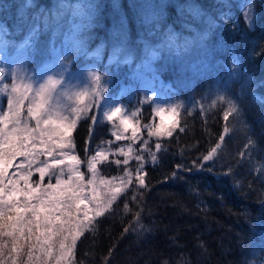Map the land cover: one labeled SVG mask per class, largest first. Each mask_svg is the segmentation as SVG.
Listing matches in <instances>:
<instances>
[{
  "label": "trees",
  "instance_id": "1",
  "mask_svg": "<svg viewBox=\"0 0 264 264\" xmlns=\"http://www.w3.org/2000/svg\"><path fill=\"white\" fill-rule=\"evenodd\" d=\"M26 2L0 0V52L22 54V69L31 78L52 71L74 86L85 79L90 84L89 73L95 71L103 82L116 83L104 92L113 106L129 114L139 110L138 140L117 141L115 129L98 108L89 113L97 116L94 126L82 119L73 132L75 153L81 158L87 140L92 154L110 150L109 160H123L116 150L132 143L147 161L145 188L135 181L136 160L129 161L132 184L113 210L97 217L93 230L77 241L73 264H264V0H84L92 7L83 20L72 15L71 7L59 9L60 0H31L29 20L22 22ZM249 2L254 4L251 26L244 15ZM74 24L84 27L77 31ZM233 57L240 64L235 77L230 72ZM202 60L209 70L201 69ZM144 65L156 89L149 99L143 96L144 74L139 72ZM62 70L63 77L58 75ZM229 101L240 112L225 121ZM157 107H177L184 131L149 137L144 125H159L169 116V111L157 115ZM129 130L125 137L131 136ZM249 139L254 143L246 147ZM144 140L156 153L155 163L149 152H142ZM156 143L161 144L158 151ZM218 143L213 161L205 162L203 170L193 168V161L199 164ZM99 167L101 176L111 180L122 176L125 166ZM229 168L231 175H225ZM81 170L86 172V165ZM31 181H39L38 173ZM136 212L141 213L138 222Z\"/></svg>",
  "mask_w": 264,
  "mask_h": 264
},
{
  "label": "snow or ice",
  "instance_id": "2",
  "mask_svg": "<svg viewBox=\"0 0 264 264\" xmlns=\"http://www.w3.org/2000/svg\"><path fill=\"white\" fill-rule=\"evenodd\" d=\"M24 7L26 11L20 19L27 22L28 10L32 8L31 0H27ZM57 7H71L72 15L83 20L88 16L86 9L92 5L84 3V0H79L76 4H71L70 0H60ZM253 9L254 4L249 2L244 12L249 26L253 23ZM194 12L199 15L198 9ZM60 17L61 13L57 11L55 18L58 20ZM35 18L36 14L33 13L31 19ZM145 20L148 22L147 17ZM44 22L47 25V16L44 17ZM82 27L83 24L73 25L77 31ZM32 30L35 31V27ZM203 39L201 36L199 40L201 48L204 47ZM174 40V36L170 37L169 43ZM27 42L26 39L25 43ZM76 43L80 46L83 42L77 40ZM188 50L185 45L184 51ZM93 55L98 56L99 53ZM198 63L202 70H209L210 66L206 61ZM231 63V76L235 77V70L240 64L236 57L232 58ZM193 67L196 68L197 64H193ZM4 73L5 69L0 67V97L6 98L7 104L6 110L0 107V264H73L77 241L86 232L93 230L97 217H103L113 210L118 197L132 184V172L127 168L131 159L137 162L135 181L138 188L147 186L144 172L147 161L142 153L133 148L132 143L126 148L117 149L115 154L123 157V160H109L110 150L98 149L92 154L86 140L85 155L81 158L75 153L73 132L82 119H89L94 126L97 116L89 113L93 108H98L102 109L103 120L111 122L117 129L112 133L117 141L124 138L135 141L140 139L139 110L129 114L122 107L113 106L104 96L107 88L101 83L103 78L95 71L89 73L93 87L82 90L71 84L66 85L62 79L54 78L56 74L48 76L40 83L22 75V69L16 68L11 72L12 82L9 84L3 82L6 79ZM58 75L63 77L64 71ZM219 99L223 101L225 97L221 96ZM147 102V99L142 101ZM177 107H157V115L169 111L174 119L168 125L163 122L154 126L144 125L148 129L147 135L157 138L171 137L177 129L184 131L180 126ZM239 112L240 109L229 101L228 111L224 113L223 119L228 121L230 115ZM129 128L131 136L125 137L124 133ZM228 131L225 127L224 132ZM223 139L224 136L221 135L220 140ZM253 143L249 139L246 147ZM143 145L142 152H149L151 161L155 163L157 156L149 150L148 141L144 140ZM220 147L218 143L211 148L202 156L199 164L193 161V168L203 170L205 162L213 161ZM155 149L160 150L161 144L156 143ZM240 155L243 157L245 153ZM18 157L23 160L16 165V171L10 173L9 169ZM105 163L125 166L123 175L111 180L102 177L99 166ZM82 165H86V172L81 170ZM177 167L185 171L192 170L184 168L183 165ZM260 171L264 174V168ZM34 172L39 175L38 182L31 181ZM87 174H90V178ZM224 174L231 175V169ZM172 175L175 177L176 174ZM46 177L48 182L45 184ZM117 179L118 185L115 183ZM124 208L130 211L127 203ZM140 215V212L135 213L137 222ZM128 231L129 228L124 229L125 233ZM105 264H108L107 260ZM163 264L168 262L164 261Z\"/></svg>",
  "mask_w": 264,
  "mask_h": 264
},
{
  "label": "rangeland",
  "instance_id": "3",
  "mask_svg": "<svg viewBox=\"0 0 264 264\" xmlns=\"http://www.w3.org/2000/svg\"><path fill=\"white\" fill-rule=\"evenodd\" d=\"M246 10V9H245ZM0 58H1V61H0V67H3L5 69V77L6 79L3 81L4 83H9L11 84V72L12 70L16 69V68H21L22 69V66H21V63L23 62V55L22 54H10L9 56L7 55V52L5 50H3V52H0ZM146 67H144L143 69L139 70V72H141L142 74H144L141 78V82H142V87L144 89V97H146L147 99H149L151 96H154L155 93H156V89L154 88V81H153V76L152 74H150L149 72H147L148 70V65H144ZM150 69V68H149ZM96 70V69H95ZM109 70H107L106 72H108ZM28 73H30V71L27 70V72H25L23 69H22V75L26 76V77H31ZM55 73L52 72V71H48V72H45L43 74H40V75H36L33 79L34 80H37L39 81L40 83H42L44 80L47 79L48 76L50 75H54ZM139 74V73H138ZM56 79L57 76L55 75ZM112 81H105L103 82L102 81V84L109 88V84L111 83ZM114 82V81H113ZM112 82V83H113ZM91 83L89 84V81L88 79H85L83 81H81L80 83H78L77 85H74V87L76 89H87V88H90L91 86ZM113 85H116V83H113ZM93 87V85H92ZM144 99V98H143ZM102 103V101H101ZM0 107L4 108L6 110V107H7V104H6V100L4 102H1L0 101ZM170 112L167 113V116H168V119H161V121L159 120V122H163L165 125L168 124L173 116L171 114H169ZM111 123V122H110ZM118 123V121H117ZM159 123V124H160ZM111 128L113 130L112 132H115L117 129L112 125L111 123ZM131 129V128H129ZM130 130H128L129 132ZM125 134V133H124ZM114 136V135H113ZM125 136V135H124ZM127 136V135H126ZM115 137V136H114ZM120 148V147H119ZM118 148V149H119ZM117 151V150H116ZM20 163V162H19ZM17 162H13V172L16 171V165L19 164ZM88 178H90V174H88Z\"/></svg>",
  "mask_w": 264,
  "mask_h": 264
}]
</instances>
